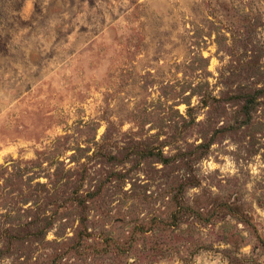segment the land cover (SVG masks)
Masks as SVG:
<instances>
[{
    "label": "rangeland",
    "instance_id": "374dc122",
    "mask_svg": "<svg viewBox=\"0 0 264 264\" xmlns=\"http://www.w3.org/2000/svg\"><path fill=\"white\" fill-rule=\"evenodd\" d=\"M0 264H264V0H0Z\"/></svg>",
    "mask_w": 264,
    "mask_h": 264
},
{
    "label": "trees",
    "instance_id": "16d2710c",
    "mask_svg": "<svg viewBox=\"0 0 264 264\" xmlns=\"http://www.w3.org/2000/svg\"><path fill=\"white\" fill-rule=\"evenodd\" d=\"M210 146H211V143L209 142V143H203L198 148H204L206 151H208L210 149Z\"/></svg>",
    "mask_w": 264,
    "mask_h": 264
}]
</instances>
